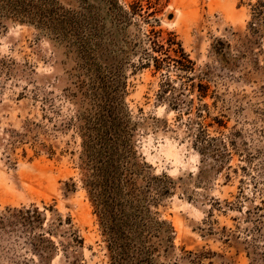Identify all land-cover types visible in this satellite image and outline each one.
Returning a JSON list of instances; mask_svg holds the SVG:
<instances>
[{"label": "rangeland", "instance_id": "obj_1", "mask_svg": "<svg viewBox=\"0 0 264 264\" xmlns=\"http://www.w3.org/2000/svg\"><path fill=\"white\" fill-rule=\"evenodd\" d=\"M157 11L0 0V264H264V0ZM150 36L194 62L170 95Z\"/></svg>", "mask_w": 264, "mask_h": 264}, {"label": "trees", "instance_id": "obj_2", "mask_svg": "<svg viewBox=\"0 0 264 264\" xmlns=\"http://www.w3.org/2000/svg\"><path fill=\"white\" fill-rule=\"evenodd\" d=\"M108 1L109 11L113 12L114 19L121 23H129L134 18L141 19L142 21L151 23L150 18L154 17L158 12V6L161 4L162 0H128L129 3L127 6H121L119 4L120 0H106ZM153 35H157L159 32H156L154 29L151 31ZM153 37H149L151 42L152 52L154 54L148 53L146 56V67H154L156 72L166 71L163 75H165V82L162 86V95H170L174 92L175 87L172 85L170 80L168 79V72L172 69H176L178 71H182L186 74H191L194 72V62L190 59L189 55H187L182 48V45L176 41V38H170L166 43H160L152 39ZM157 53V54H155ZM189 81H193L192 77H188ZM193 90L198 91L199 96L202 98L207 97L208 95V86L199 84H192L190 86ZM174 108H178L179 100L177 97H173ZM107 159V160H106ZM103 166L101 167V172L103 175V187L108 188L110 185L109 178L107 176V171L109 166L111 165L112 156L105 153V157L102 159ZM104 210V209H103ZM109 216L110 213L108 212ZM109 233L113 242L116 241V237L120 235V229L117 226H109Z\"/></svg>", "mask_w": 264, "mask_h": 264}]
</instances>
